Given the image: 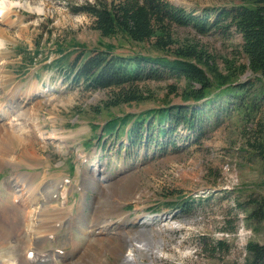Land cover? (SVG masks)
<instances>
[{"label": "rangeland", "instance_id": "1", "mask_svg": "<svg viewBox=\"0 0 264 264\" xmlns=\"http://www.w3.org/2000/svg\"><path fill=\"white\" fill-rule=\"evenodd\" d=\"M11 1L18 5L12 9L10 21H0L4 30L0 38V103L17 90L28 112L27 121L38 119L45 134H37L31 147L37 159L20 163L19 171L37 175L34 187L57 184L55 197L38 192L35 206L40 208L47 199L49 209L61 214L56 217L61 224L41 247L45 253L57 255L52 262L37 264H65L76 244L88 253V260L89 256L102 259L96 264H121V259L92 245L99 226L108 229L105 237L116 233L119 213L129 225L125 232L173 227L161 235L166 241L161 256L151 263L155 256L151 251L140 258L142 264H246V245L264 244V222L251 217L255 201L264 196V159L251 147L264 138V82L256 83L252 99L239 101L230 95L206 106V116L199 117L191 130L180 127L163 137L150 131L131 146L127 134L104 135V126L112 117L190 104L184 94L198 86L165 76L139 84L144 101L105 110L102 105L112 91L77 83L69 67L60 63L62 56L71 54L73 62L82 47L108 46L118 54L162 53L151 44H138L124 36L103 38L94 29L93 18L78 13L96 0ZM164 1L196 15L240 3ZM37 7L43 12L28 9ZM214 15L209 13L211 18ZM175 38L181 45L198 44L208 51L223 75L228 64L247 63L241 37L233 31L212 30L202 35L181 27L175 28ZM255 78L248 71L238 82L252 83ZM33 90L35 94L29 96ZM54 134L59 139L51 138ZM13 146L19 156L21 144L13 142ZM88 169L101 170L106 186L86 188L83 176ZM13 172L9 165H0V262L28 264L25 253L35 239L26 227L23 211L13 201ZM187 201L193 203L187 205ZM219 241L225 244L223 248L216 247ZM105 245L110 246L106 240ZM112 245L130 253L118 243Z\"/></svg>", "mask_w": 264, "mask_h": 264}, {"label": "trees", "instance_id": "2", "mask_svg": "<svg viewBox=\"0 0 264 264\" xmlns=\"http://www.w3.org/2000/svg\"><path fill=\"white\" fill-rule=\"evenodd\" d=\"M78 13L91 16L94 29L103 38L124 36L138 44H151L162 53L118 54L108 46L91 50L82 47L73 62H70L71 54L63 55L60 63L69 67L77 83L88 89L112 91L103 109L144 101L139 84L165 76L198 86L190 87L184 94V100L190 104L112 117L104 126V135L127 134L131 146L141 142L150 131L155 132V137H163L180 127L191 130L199 117L206 116V106L230 95L239 101L252 99L256 83L264 82V0H240L230 8L205 11L203 15L187 12L164 0H96L86 3ZM209 13H215L213 18ZM181 27L202 35L212 30L233 31L241 37L240 48L247 63L228 64L227 74H221L208 51L198 44L178 42L175 28ZM248 71L256 76L255 81L239 83L238 78ZM129 125L131 128L127 130ZM251 147L264 159V138L257 139ZM251 217L264 222V196L255 201ZM216 244L218 249L225 246L221 241ZM246 250L249 254L246 264H264V244L249 242Z\"/></svg>", "mask_w": 264, "mask_h": 264}, {"label": "bare ground", "instance_id": "3", "mask_svg": "<svg viewBox=\"0 0 264 264\" xmlns=\"http://www.w3.org/2000/svg\"><path fill=\"white\" fill-rule=\"evenodd\" d=\"M17 5L18 4L12 2L11 0H0V21H10L12 9ZM28 9L30 11H35L36 13L43 12V8L41 7ZM3 35L4 30L0 29V38H2ZM35 92L36 90H33L29 96L35 94ZM17 93V90L11 91L8 94V99L5 100V102L0 103V165L7 164L14 171L13 180L15 183L11 185L10 189L13 193V201L16 203L17 207L23 211L27 222L26 227L33 236V239H35L27 248V253L38 252L39 254H42L45 253L41 249L45 243V239L50 235H53L57 226L61 224L60 220L56 218L57 216L59 218L61 214H59L58 211L49 209V202L47 199L40 208L36 207L35 205L39 203L36 194L38 192H43L46 195H50V198H53L56 195L55 193H57L58 186L57 184L46 183L44 185L34 187L32 184L37 175L19 171L20 163H26V161L32 162L37 159L36 154L32 151L31 147L38 139L36 135L39 134L44 136L45 133L42 132L38 119H31L30 122L27 121L25 117L28 112L23 109L24 103L20 101V97ZM51 138L59 139L56 134L52 135ZM13 142L21 144L22 151L19 156L16 155V149L13 146ZM83 177L86 188L106 186V184H104L105 181H101L104 177L101 170L94 169L89 171L88 169V171H85ZM61 193L65 195V189H63V192ZM123 215V213L117 214L120 220L116 224L117 227L115 229V234H111L109 232L108 234L111 235L109 237H105L108 230L106 226H99L97 228L98 231H96L92 240L93 247L103 248V251L107 252L106 254L112 255L117 259H121V264H142L140 262V258H143L151 251L153 252V255H155L154 259H151V263L158 259L162 252H164L166 242L161 235L165 230L172 229L173 227L165 226V228L163 227L155 230L136 231L130 229L125 232L129 225ZM50 221H52L51 225ZM52 223H54V225H52ZM105 240L110 244V246L108 245L109 247H106ZM113 243H118L123 249H129L130 253L124 254L113 246ZM93 247L90 245L88 248H90V250H94ZM74 249V251L72 250L73 252L71 251L72 253L70 256L66 258L65 264H88L90 261L93 264H96V262H103L101 258H98L97 261H95V259L91 256H89L90 259L88 260V253L86 255V253H84L85 251L81 252L77 244ZM27 253L25 254L27 255ZM56 255L57 253L55 252H48L46 258L50 260V257L52 258ZM0 264L5 263L0 262ZM28 264L32 263L30 262Z\"/></svg>", "mask_w": 264, "mask_h": 264}]
</instances>
